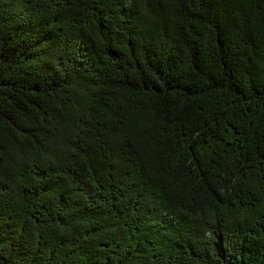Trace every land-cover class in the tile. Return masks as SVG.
Instances as JSON below:
<instances>
[{"label": "trees", "instance_id": "16d2710c", "mask_svg": "<svg viewBox=\"0 0 264 264\" xmlns=\"http://www.w3.org/2000/svg\"><path fill=\"white\" fill-rule=\"evenodd\" d=\"M0 264H264V0H0Z\"/></svg>", "mask_w": 264, "mask_h": 264}]
</instances>
